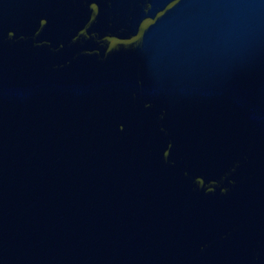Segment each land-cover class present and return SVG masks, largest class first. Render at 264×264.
Instances as JSON below:
<instances>
[{"label":"water","instance_id":"95a60500","mask_svg":"<svg viewBox=\"0 0 264 264\" xmlns=\"http://www.w3.org/2000/svg\"><path fill=\"white\" fill-rule=\"evenodd\" d=\"M0 264H264V0H0Z\"/></svg>","mask_w":264,"mask_h":264}]
</instances>
